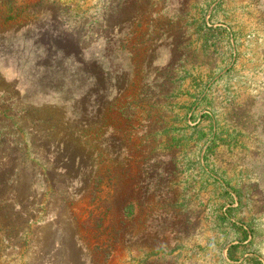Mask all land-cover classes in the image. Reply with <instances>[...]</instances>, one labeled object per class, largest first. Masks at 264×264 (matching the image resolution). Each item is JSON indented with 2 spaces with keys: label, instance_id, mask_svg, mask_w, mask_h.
Listing matches in <instances>:
<instances>
[{
  "label": "rangeland",
  "instance_id": "obj_1",
  "mask_svg": "<svg viewBox=\"0 0 264 264\" xmlns=\"http://www.w3.org/2000/svg\"><path fill=\"white\" fill-rule=\"evenodd\" d=\"M0 264H264V0H0Z\"/></svg>",
  "mask_w": 264,
  "mask_h": 264
},
{
  "label": "trees",
  "instance_id": "obj_2",
  "mask_svg": "<svg viewBox=\"0 0 264 264\" xmlns=\"http://www.w3.org/2000/svg\"><path fill=\"white\" fill-rule=\"evenodd\" d=\"M218 28V27H217ZM220 29H223L220 27ZM225 30V29H223ZM148 94L145 92L142 96V101L139 102L140 105H137L139 111H132L134 114H141L143 111H147L149 114L148 110H146V106L144 105V99L147 100ZM133 102H130L132 104ZM131 108V107H130ZM120 110V109H119ZM128 110L127 107L125 109L121 110L122 114H120L124 119H126V123H133V120L128 118ZM121 113V112H120ZM123 132V131H122ZM125 134L127 138H130L133 133L129 130L125 131ZM82 137L85 138L86 142L88 144H92V138L90 134L85 135L84 133L81 132L78 136V141L82 140ZM85 145V144H84ZM132 147H136L135 142L132 143V146L130 147L129 153L132 154L133 156L136 155L135 151L132 149ZM85 151H87L84 148ZM62 151H65L62 149ZM139 151V149L137 150ZM122 153V150L118 153L119 155ZM141 153V152H140ZM85 152H82L81 155L78 153H74L71 155H68V158L66 160V165L64 167V173L65 175L70 174V166H73L78 172V174L84 172V168L86 167L85 159L86 156L84 155ZM138 155V152H137ZM87 157L94 158V161L92 162L90 171L91 176L93 177V181L95 182V185L93 188L90 189V187L86 186V191L90 193V199L87 202V206L85 207L83 211V216H84V221L82 224L86 226L87 228L91 229V235H94L95 240L98 242L100 246H102L103 249L108 250V248L113 252L116 250V243L120 241L122 238L121 236L123 235V216L117 209V204L119 201H113L114 198H117V195H112L109 196L108 193L106 192V187H116L118 188L119 181L117 182V176L116 172L118 173L120 171V162L117 157H110L108 155H105L104 151L102 150H92L88 152ZM96 158L99 160V163L103 165V170H99L96 172L94 170L95 166L94 164L96 163ZM134 158V157H133ZM115 159V160H114ZM135 161L137 162V165H139V162L137 161L136 158H134ZM148 160V159H147ZM151 160V159H149ZM148 160V161H149ZM107 162H110L108 164ZM117 167V168H116ZM90 180V179H89ZM85 183H88V180H85ZM85 196V195H84Z\"/></svg>",
  "mask_w": 264,
  "mask_h": 264
}]
</instances>
